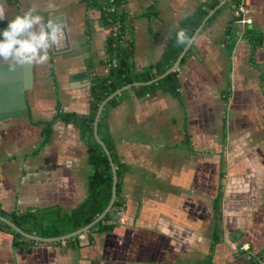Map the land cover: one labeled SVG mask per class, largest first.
<instances>
[{
	"label": "crops",
	"instance_id": "crops-1",
	"mask_svg": "<svg viewBox=\"0 0 264 264\" xmlns=\"http://www.w3.org/2000/svg\"><path fill=\"white\" fill-rule=\"evenodd\" d=\"M209 1L126 0L124 42L134 44L136 67L158 62L182 20ZM6 5L9 19L35 6L45 21L64 26L65 39L45 65L11 70L0 60L5 84L23 85L29 110L0 120V207L65 214L87 197L86 143L77 126L60 119L45 142L40 122L59 109L89 112L92 77L108 70V30L85 0ZM247 5V26L233 22L230 5L204 24L178 67V97L158 91L140 98L129 89L108 111L119 159L129 167L122 189L127 222L75 244L26 247L14 246L0 228V264H251L264 251V0ZM12 91L8 86L3 96ZM217 226L220 240L211 250ZM242 244L250 249L241 251Z\"/></svg>",
	"mask_w": 264,
	"mask_h": 264
},
{
	"label": "trees",
	"instance_id": "trees-1",
	"mask_svg": "<svg viewBox=\"0 0 264 264\" xmlns=\"http://www.w3.org/2000/svg\"><path fill=\"white\" fill-rule=\"evenodd\" d=\"M220 1L221 0H210L205 4H202L193 14L182 20L180 27L176 32L180 29H184L187 31L188 35L192 37L209 11L218 5ZM238 1L239 0H228L207 20L205 26L210 24L221 10L228 5L231 6L234 3H237ZM85 2L89 8L100 11L101 25L108 30L105 41V49L107 53L106 64L108 70L106 74L94 75L92 77L90 85L89 112L87 114L67 112L59 109L51 120L42 121L40 124H43L45 142L51 137L53 124L57 119H60L67 124H74L80 129L81 136L86 143L88 161L92 168L87 183V197L83 203L65 214H62L60 210L54 214L43 210H36L33 212L27 211L24 213L13 211L8 213L3 211L0 207V214L13 221L25 232L45 238L61 237L87 226L106 209L111 201L113 169L109 157L102 145L96 140L94 134V122L99 104L114 91L128 84L146 82L160 76L174 64L186 46L176 44L175 32L174 37L165 47L161 59L156 63L138 69L134 62L135 51L133 42L131 41L127 44L124 42V35L129 24V15L124 8L126 0H85ZM233 22H235L234 18ZM2 29H4V26H0V30ZM227 35L229 37L228 44L230 50H232L235 43V40L232 37V35H234L233 25L227 27ZM259 42H257V44ZM188 53L183 57L181 63L186 60ZM178 74L179 70L177 69L156 83L133 86L131 90L140 98L154 95L158 91L169 92L173 96L178 97L180 84ZM126 92L127 90L116 95L107 102L98 123V134L109 149L116 166L118 176L117 197L105 218L86 232L90 239L95 232L113 230L114 227L119 224L118 211L126 209L127 200L122 189L123 178L129 170V167L119 159L115 138L113 137L108 124V111L117 107L124 100V94ZM220 200L221 196L219 194L215 198V212H218L219 210ZM0 228L7 230L13 235V244L16 247H26L28 244L37 243L35 240L24 237L2 221H0ZM219 235L220 230L217 226L211 250H213L214 246L219 242ZM76 238L77 237H71L66 240L72 241V243L75 244L77 243ZM263 255L264 251L252 255L251 264H264V261H259V258Z\"/></svg>",
	"mask_w": 264,
	"mask_h": 264
},
{
	"label": "clouds",
	"instance_id": "clouds-1",
	"mask_svg": "<svg viewBox=\"0 0 264 264\" xmlns=\"http://www.w3.org/2000/svg\"><path fill=\"white\" fill-rule=\"evenodd\" d=\"M5 19L7 27L0 30V60L7 62L11 70L17 66L45 65L49 50L64 46V26L51 18L45 21L44 16L37 14L35 6L9 19L6 0H0V21ZM194 42V37L186 30L176 32L177 45L190 46Z\"/></svg>",
	"mask_w": 264,
	"mask_h": 264
},
{
	"label": "water",
	"instance_id": "water-1",
	"mask_svg": "<svg viewBox=\"0 0 264 264\" xmlns=\"http://www.w3.org/2000/svg\"><path fill=\"white\" fill-rule=\"evenodd\" d=\"M228 0H221L220 3L218 5H216L212 10L209 11V13L207 14V16L205 17V19L203 20V22L201 23V25L199 26V28L195 31L194 35L192 37H194V40L197 36V34L199 33V31L202 29V27L204 26V24L207 22V20L217 11V9H219L222 5H224ZM192 45V44H191ZM190 45V46H191ZM190 46H185L183 51L181 52V54L178 56L177 60L174 62V64L168 69L166 70L163 74H161L160 76H157L155 78H153L152 80L146 81V82H135L132 84H128L116 91H114L112 94H110L109 96H107L100 104L97 110V114H96V118H95V122H94V134H95V138L96 140L102 145V147L104 148L107 156L110 159V163L113 169V188H112V198L110 203L108 204V206L106 207V209L99 214L92 222H90L87 226L69 233L67 235L61 236V237H55V238H45V237H41L38 236L36 234H30L25 232L23 229H21L19 226H17L13 221H11L10 219H8L7 217H4L3 215L0 214V221L6 223L7 225H9L10 227H12L14 230H16L17 232H19L21 235H23L24 237H27L29 239L32 240H36V241H43V242H52V241H61V240H66L68 238L77 236L83 232H87L91 227H93L94 225H96L99 221H101L102 219L105 218V216L108 214V212L111 210L116 197H117V182H118V176H117V170H116V166L115 163L113 162V159L111 157V153L109 151V149L107 148V146L105 145V143L103 142V140L101 139V137L98 134V123L100 120V116L102 114V111L105 107V105L107 104V102L112 99L113 97H115L116 95L131 89L133 86H142V85H149L152 83H156L159 80H161L162 78H164L165 76H167L168 74L174 72L175 70L178 69L183 57L185 56L186 52L188 51V49L190 48ZM6 82H4V78L2 75H0V120H4L7 118H18V117H23L28 115L29 110L27 107V102L25 99V93H24V87L21 84H5ZM8 86H12L13 87V91H12V95L10 97L7 96H3V92L4 89L7 88ZM241 236L240 232H235V234H233V239L237 240L239 237Z\"/></svg>",
	"mask_w": 264,
	"mask_h": 264
},
{
	"label": "built area",
	"instance_id": "built-area-1",
	"mask_svg": "<svg viewBox=\"0 0 264 264\" xmlns=\"http://www.w3.org/2000/svg\"><path fill=\"white\" fill-rule=\"evenodd\" d=\"M231 12H232V16L235 19L236 23H239L243 26H247L249 24H251L253 22V19L251 18V10L247 5V0H239L237 3H234L233 5H231ZM125 210H119L118 211V220L119 223L121 224H125L127 222V219L125 218V214H124ZM112 222V221H110ZM76 240L77 241H85L87 240L88 236L86 232H83L77 236ZM249 246L248 244H242L240 246V250L241 251H247L249 250ZM260 262L264 261V255L262 257L259 258Z\"/></svg>",
	"mask_w": 264,
	"mask_h": 264
}]
</instances>
